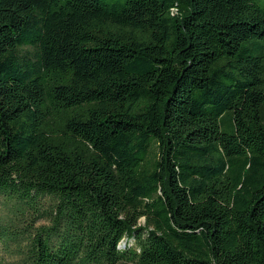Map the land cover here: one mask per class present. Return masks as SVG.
I'll list each match as a JSON object with an SVG mask.
<instances>
[{
    "label": "trees",
    "instance_id": "trees-1",
    "mask_svg": "<svg viewBox=\"0 0 264 264\" xmlns=\"http://www.w3.org/2000/svg\"><path fill=\"white\" fill-rule=\"evenodd\" d=\"M0 246L264 264V8L0 0Z\"/></svg>",
    "mask_w": 264,
    "mask_h": 264
},
{
    "label": "rangeland",
    "instance_id": "rangeland-1",
    "mask_svg": "<svg viewBox=\"0 0 264 264\" xmlns=\"http://www.w3.org/2000/svg\"><path fill=\"white\" fill-rule=\"evenodd\" d=\"M253 1H254V3H256L257 5H259L260 7L264 8V0H253ZM139 223H140L141 225H143V224H144V219L141 218V219L139 220ZM126 244H127V241H126L125 239H123V240L120 242L119 247H120V248H123L124 245H126ZM128 245H132V241H131V240L128 242ZM9 263H11V259H10L7 255H5V254L2 252V249H1V246H0V264H9Z\"/></svg>",
    "mask_w": 264,
    "mask_h": 264
}]
</instances>
